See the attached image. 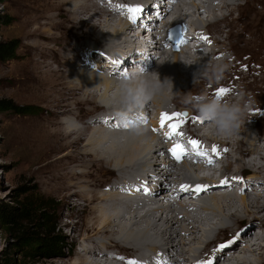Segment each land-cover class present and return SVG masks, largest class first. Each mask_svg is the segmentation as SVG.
<instances>
[{"label":"bare ground","instance_id":"1","mask_svg":"<svg viewBox=\"0 0 264 264\" xmlns=\"http://www.w3.org/2000/svg\"><path fill=\"white\" fill-rule=\"evenodd\" d=\"M143 1L146 6H143V15L140 14L138 18L144 28L147 27V30L150 29L153 32L150 37L144 36V31L139 36L135 35V30L131 27L136 25L139 20L132 23L128 20L129 15L126 21L114 22L112 12H118L117 8L110 7L106 12L107 10L97 6L102 0L98 4L95 0H48V3L42 2L31 6L30 16L27 15L23 22L25 28L30 24L35 25L33 29L29 28L26 31V38L29 40L32 38L31 43L24 45L27 49H31L30 59L32 58L33 62L29 64V73L32 76V78L29 76L31 79L28 83V85L30 84L29 93L36 92L38 95L35 98L40 97L46 103L50 102V99L58 97L62 104L61 110L55 113L59 119L58 123L61 125L58 128L59 132L50 129L51 132H47V134L44 131V136L37 134V138L34 140L40 148L38 153L41 162L38 169H45L46 172L48 170V173L52 174L51 171L61 165L59 171L63 170V174L68 175L70 179H76L78 173L81 175L90 173L89 169H84L82 165L92 168L99 167L98 164H100L101 171L99 173L114 174L115 178L114 181L108 182V185L104 187L105 190L99 189L102 187L101 181L93 184L81 181L78 182L80 190L74 191V188L69 189L73 186L71 182L68 187L64 188L66 193L59 187L57 176H52V187L67 201L72 196L77 197V193L87 196L83 211L90 215L85 218L91 223L84 227L93 229L90 227H93L94 224L97 226L90 236H85L77 244L80 247L73 262L77 264H110V260L103 259L101 256L102 252L105 253L103 247H119L122 257H114L124 260L126 264L133 259L140 260L139 262L143 264L142 255L143 258L152 257V259H148L151 262H147V264H165L164 260L159 261L160 259L157 258L158 251H162V256L166 258L167 264H198L199 261L209 259L214 263L221 256L222 261L218 260L217 264H264V243H262L264 240V143L261 142V140L264 141V137L260 135L253 137L251 129L245 128L241 132L238 131L242 134L241 137H234L233 134H230L225 135L224 141H222L223 139L216 140L221 132L212 123L207 125L209 121L197 122V119L188 115L182 124L187 126L186 132L191 137H199L201 143L211 153L213 145L218 147L219 155L212 153L211 157L212 159L218 157L221 163L219 173L215 176L214 172H204L200 165L193 169L188 168L183 160V157L191 154L187 149L186 154L180 160L172 157L169 152L172 140L175 143L177 141L182 143L185 138H166L164 133L168 131V128L167 126L162 130L159 128L160 114L162 112L173 113L166 107L171 102L167 99L171 96L174 97L177 93L185 92L183 90L185 84L197 72L204 71L206 64L203 62L207 58L202 56L203 61L197 62L195 54L183 52L179 56L175 50L172 59L162 63L161 60L158 61V58L153 59L157 50H152V55L149 54L152 45H148L149 47L144 49L135 43L125 42L123 36L126 34L136 41L150 43L152 42L151 37L159 33V22L164 25L168 20V15L176 16V18L181 17L175 4L170 3L169 0ZM130 2L128 3L130 4ZM190 5L188 9L190 8L191 12H187L184 16L207 13V17H212L211 19L207 18L210 19L209 23L213 25L219 21L227 20L233 11L242 10L238 0H191ZM216 11L220 13L217 14ZM152 16L154 17L152 18ZM195 20L190 19V21ZM208 33L211 35L210 32ZM68 35H70V40L67 38L66 42L69 44L65 46L62 41L69 37ZM93 35L94 37L100 36L103 40L110 42L114 41L113 38L118 40L121 56H125L121 64L122 68L114 67L111 54L104 52L108 51L107 47L99 48L100 51L94 48L88 54L90 63L99 73L85 71L77 64V57L82 54L84 47H96H91V43L95 41ZM208 38L210 43L215 45L210 46L212 59L216 58L219 52L227 50L225 45L216 38ZM95 45H99V43L95 42ZM153 47L156 49L155 46ZM96 54L98 55L97 59H95ZM156 61L158 62L156 63ZM127 62L134 63L146 71L158 73L161 82H164L165 79L167 81L164 82L162 91L152 101L137 110L131 118V120H136L141 114V117H145L146 121L150 123L152 131L133 133L128 129L129 135L121 137L115 136L114 133L107 132L105 129L106 126L116 123L119 118L117 115L119 84L103 75L104 69L100 68V64H104L114 74L116 70L127 71V69H123V67L127 68ZM134 65L129 68L132 69ZM229 94L227 93L221 99H229ZM151 104L157 107H151ZM151 108L155 109V113L152 118H149L148 112ZM66 119H74L79 122L80 126L68 131L65 127ZM53 123L57 122L53 121ZM119 123L123 127L124 123L130 122L128 120L122 122L121 119ZM142 123L146 124V122ZM153 129L159 131V136ZM179 130L184 134V130ZM252 130L254 131V129ZM54 136L59 137L61 145L55 144V141L52 140ZM62 141L65 142L66 147H71V149L65 150L61 155L57 152L64 147ZM259 141L261 143L258 145ZM243 143H246V148H241ZM227 145L228 147H226ZM159 155L163 157L162 160L159 159ZM80 156L88 158L85 162H80L83 168L78 167L77 173L72 164H75V160ZM202 159L199 157L198 161L201 162ZM232 163L236 165V169L233 170L232 180H229L230 174L227 168ZM151 164L155 168L151 169L149 176L155 177L153 180L157 182L153 189L150 187L146 195H151L154 191L157 193L163 188L168 193L164 191L156 194L153 197L152 207L140 215L132 207L134 204L138 206L140 201H143L139 200L134 191L138 181H135L138 176L136 171L140 167H149ZM211 165H215V162ZM246 165L255 173L251 175L249 183L243 182L239 204H236L235 195H227L219 191L224 189L220 182L227 178L228 185L232 186L237 182V179L233 178H238V175L243 172L241 169L247 168ZM103 166L106 169H103ZM200 172L201 174H198ZM97 176L90 181H95ZM186 177L190 178L182 183L181 181ZM180 182L182 185L187 183L189 186L203 183V185H210V189L207 188L196 194V196H201L206 193L209 195L208 199L196 210L188 211L181 203V199L195 191L179 189ZM257 183H261V185L257 187ZM249 186H251L252 193H250ZM252 187H256V191H253ZM119 191L130 194H123ZM131 194L133 198H131ZM172 198L180 208L172 202ZM167 201L169 203L165 205ZM119 202L123 203L121 207H117ZM75 208L76 210L79 208L77 203ZM123 210L131 212H128L127 216ZM69 214L72 215L73 212L69 211ZM94 220L96 221L94 222ZM74 227L76 226L72 224V228ZM255 227L259 229L258 233L251 232ZM206 235L209 236L204 238ZM229 241L231 243H228ZM195 244H198L199 247L202 246L201 250L212 245L209 247L211 252H207L206 255L204 253L205 256L202 257L203 254L201 255V251L197 249L198 245L195 246ZM221 244H227V246L220 248ZM127 248L131 250L126 252ZM147 251H152L153 255H147ZM224 251H226L225 255H223ZM133 252L137 253L139 259L134 257ZM104 255L108 257L109 253ZM169 255H174V257ZM172 258L173 260H171Z\"/></svg>","mask_w":264,"mask_h":264},{"label":"rangeland","instance_id":"2","mask_svg":"<svg viewBox=\"0 0 264 264\" xmlns=\"http://www.w3.org/2000/svg\"><path fill=\"white\" fill-rule=\"evenodd\" d=\"M95 1H97L96 4H98L100 0H95ZM177 1L181 3L182 7L185 10L180 12L181 16H184V14H186L187 12H191L190 8L188 9V7L191 6L190 0L188 2H183L182 0H177ZM42 2L48 3V0H41V1L0 0V41H7L11 39H15L16 41H18V49L16 51V56L13 59L7 61L0 60V99L10 100L14 102L16 105L24 106L30 109L28 113H22V114H18L12 111L0 112V202L15 204L14 201L17 198V193L19 192V189L21 188H30L31 191H34V194L50 198L52 202H54L58 210L57 215L59 216V220H58L59 230H61V232L64 234L67 243L71 244L69 248L71 250L69 251V249L68 250L65 249L63 255L59 257H54L49 259H39L38 261L36 260V264H77L73 262V260L75 259L74 257L76 253L79 251L78 249L80 247L77 244L81 241L82 238H85V236H90L93 230L97 229V226L94 224L93 227H90L93 229H85L84 227L85 225L91 223L85 218L86 216H90V215L85 214L83 211L84 203H86L87 196L84 195L81 196L79 195L80 193H77L78 195L77 197L72 196L69 199V201H67L66 199L62 198L52 187V180H51L52 176L53 175L57 176V179L59 181V187L63 189L62 190L63 192H66L64 188L68 187L69 183L71 182L73 183V186H71V188L69 189L74 188V191L75 190L79 191L80 189L78 182L81 181L84 182L87 181L88 183L91 184L97 181H101L102 187L99 189L105 190L104 187L108 185V182L110 183L111 180L114 181L115 178H114V174L99 173L101 171L100 164H98L99 167H92V168H90L89 166L82 165L84 169L87 170L89 169L90 173L87 175L79 174L78 167L83 168L80 162H85V160H87L88 158L84 156H80L75 160V164H72L74 170H76L75 172L78 173V177L76 179H70L68 175H65V173L63 174V170L59 171L61 165H58L56 169L54 168L53 171H51L52 174L48 173L49 172L48 170L46 172L44 171L45 169H38L41 162V157L39 156L38 153L40 148L38 147V145L34 140L37 138L36 136L37 134H41L42 136H44V131L46 132V134L47 132H51L49 131L50 129L51 130L55 129L56 131H58V128H60L61 125L58 123L59 119L56 117L55 113L57 111H60L61 110L60 107L62 106L60 99H58V97L52 98L50 99V102L46 103L42 101L40 97L35 98V96L38 95L36 94V92L29 93L28 90L30 85V84L28 85V83L31 81L30 77L32 78L31 74L29 73V64L33 62H32V58L30 59L31 49H27L24 45L31 43L30 41H32V38H30V40L26 38V31L29 28L33 29L35 25L30 24L29 27L25 28L23 22L25 20V17H27V15L30 16L29 13L30 7L35 6L38 3H42ZM128 2H130V4ZM238 2L241 4L242 10L233 11L232 12L233 14L231 13V15L228 16L227 20L219 21L214 25L209 23V20L212 17L210 16L207 17V13H201V15L195 14L194 16L193 15L185 16L187 20L196 19L194 22L197 23L198 26L210 32L213 38H216L227 48V50L219 52L217 57L216 58L214 57L213 59L209 49L206 57L207 59H205L203 62L204 64H206L205 66L213 65V64H223L226 65L227 67L223 72L222 78L219 80L205 78V76L202 75L204 71L197 72L193 76V78H191V80L187 84H185V87L183 89L185 92L177 93L175 94L174 97L171 96L170 98L167 99L168 101L171 100V102H169L168 105H166V107H168V109L171 112H175V110L177 111L185 110L188 113V115H190L191 117H200L198 112L193 108L192 101L196 100L195 98L199 97L201 93H207L212 97H218L215 95L217 89L220 87H226L230 89V91L228 92L230 93L229 99L238 98L243 93L247 96H251L252 98H254V101L256 100L250 112L245 117V121L241 124L238 130H236L231 134H233L234 137H241L242 134L239 133L238 131L241 132L245 128L246 129L248 128L251 129V135L253 137L259 135L264 137V13H263L264 0H238ZM104 3L106 4L104 5ZM137 5L139 6L141 5L143 7L144 5L146 6V3L143 0H110V1L102 0V2H100L97 6L100 8H104V10H107L106 12H108L110 7H116L117 8L116 10L118 12H112L114 22H116V21H126V18L128 17L129 13L127 12V9L124 6H137ZM215 13L219 14L220 12L216 11ZM224 13H226L225 10ZM153 17L154 16H152V18ZM2 18L10 19L11 23L9 25L3 24ZM137 19L139 20V18ZM174 19L175 20H173V18L171 19L174 24L176 25L182 24V20H180L178 17L177 20H176V16L174 17ZM160 23L161 22H159L158 26H160ZM131 29H135V25H133ZM68 36L69 37H66L62 41V43L65 46H68L69 44L68 42H66L67 38L68 40H70L69 39L70 35ZM92 37L95 39V41L91 43V47L92 46H96V47H92V48H89L88 46L84 47L82 54L79 57H77V64H79L85 71H91L96 73L95 69L90 63L91 61L89 60V55H88L89 51L94 48H97V51H100L102 48L104 47L106 48L108 44H110L111 42L109 40H103L100 36L94 37L93 35ZM113 40H114L113 42L118 41L117 39L115 40V38H113ZM123 40H125V42L127 43H135V42L139 43L138 40L136 41L134 39L126 40V34L125 36H123ZM95 42H98L99 45H95ZM118 47L119 46L115 48V51H118L119 49ZM153 48L154 47H151L149 50V54L151 55L153 53L151 51L155 50ZM203 52L205 54V51ZM193 54H195V56L197 57L198 59L197 62L203 61L201 59L202 56H200L197 53H193ZM117 57L121 59L123 57V59H125V56L119 55ZM170 59H172V56L170 54L164 56V61L168 62L170 61ZM164 61L162 63H164ZM197 62L195 61V63ZM129 67H131V65L129 62H127V68L123 67V69L124 70L127 69L128 71L130 70ZM100 68L104 69L105 72L103 73V75L105 77L115 81L118 84L123 78L122 75L117 70L116 73L112 74L110 69H106L102 67V65ZM153 106L157 107L151 104V107ZM161 107H165V106H161ZM154 113H155V109L151 108V110L148 112L149 118H152L154 116ZM53 121H56L57 123H53ZM199 121L200 120H197V122ZM149 124L150 123L148 122L144 124L146 128L142 133H147L148 131H152ZM207 125H210V122H208ZM248 125L249 127L251 126L252 128L251 127L249 128ZM186 128H187L186 125H181L179 127V129L184 130V135H189L186 132ZM179 129L178 131H180ZM252 129H254V131ZM180 132L182 133V131ZM156 134L159 136V131H157ZM225 135H230V134L221 133L216 137L218 138L216 140L223 139L222 141H224ZM53 138L54 139L52 140L55 141V144L57 146L61 145V141L59 140L58 136H54ZM173 142L175 141L172 140L171 147L173 146ZM261 142L262 144L264 143L263 140H261ZM261 142L259 141L257 142V144L259 145ZM62 143L64 147L60 148L59 152H57L60 153L61 155L64 153L65 150L71 149V147H66L67 145L64 144L65 143L64 141H62ZM226 147H228V145ZM202 148L206 149L208 155L211 156L212 153L210 152L209 149H207L204 145H202ZM241 148H246V143H243L241 145ZM162 158L163 157L159 155V159L162 160ZM203 160H204L203 163L204 167L209 166L206 164V158H203ZM214 160L217 164H220L218 157H214ZM176 164L180 165L181 163H176ZM232 165L228 167L229 169L227 168V171L230 174L229 180H232L231 176L234 175L233 170L236 169V165L233 166ZM246 166L247 168H242L241 171L243 172L247 171L249 173L248 177L243 181L249 183L250 182L249 179L251 175L255 172L253 169L249 168L248 165ZM187 167L189 168V166ZM103 169L106 168L103 166ZM143 169L144 168L140 167L138 169L139 171L138 170L136 171L137 174ZM199 174H201V172ZM96 176L97 178L95 181H90L93 180ZM153 179H155V177L147 176L146 178L147 184L152 185L151 182L154 181ZM186 180H188L187 177ZM135 181H137V185L134 191L136 193L143 192V189L141 188V180L139 178H136ZM260 185L261 183L256 184L257 187ZM208 186H209L208 189H210V185ZM250 187L251 186H249V190ZM255 188L256 187H252L253 191H256ZM164 189L165 188H163L162 190L160 189L158 193H162L166 191ZM251 191L252 190H250V192ZM119 192L121 193L123 191H119ZM123 194L129 195L130 193L123 192ZM206 196L208 197L209 195L206 194ZM234 199L237 200L236 204H239L238 200L240 199V196L237 195L234 197ZM172 202H174L180 208V206L175 201V199H172ZM76 203L79 206L78 210H76L75 208ZM181 203L184 205V208H187L188 211L191 212L194 211L189 209L186 200L181 199ZM122 204L123 203L119 202L117 207L119 206L121 207ZM146 205H147L146 202L140 201L138 206L134 204L132 207L133 209H135V212L141 215L145 213L144 207ZM71 207L73 208L71 209ZM69 211L73 212V214L70 215ZM123 212L128 216L129 214L128 212L131 211L123 210ZM95 221L96 220H94V222ZM72 224L76 226L74 227L75 229L72 228ZM209 235H206L204 238L208 237ZM12 240L13 237L11 235H7L0 228V262H3L4 257L7 254L8 255L11 254L13 257H18V254L15 253L12 254L8 251ZM87 240L90 241V239ZM197 245L198 244H195V246ZM201 247H199L198 245L197 249L201 251V255L203 254L202 257H204L207 254V252H211V248L209 247H212V245L202 250L200 249ZM103 248L102 249L105 250V253H109V256L108 257L107 255L105 256L104 252L101 253V256H103V259L106 258L108 261L110 260L111 261L110 264H126L124 260L122 259L120 260L117 257H114V256L122 257V253H119L120 251L119 247L118 248L103 247ZM127 250L129 251L131 249L127 248L125 251L128 252ZM159 253L160 252H157L156 255H160ZM133 254L135 255L134 256L135 258L139 259L137 253L133 252ZM149 254L153 255V252L147 251V255ZM225 254L226 251L223 252V255ZM169 256L174 257V255H169ZM143 257L144 256L142 255L141 261L143 262V264H147V262H151V260L148 261V259H152V257L151 258H143ZM171 260H173V258ZM218 260L219 262L220 260L222 261V256L219 257L217 260H215L213 264H217ZM188 261H184V262H188Z\"/></svg>","mask_w":264,"mask_h":264},{"label":"trees","instance_id":"3","mask_svg":"<svg viewBox=\"0 0 264 264\" xmlns=\"http://www.w3.org/2000/svg\"><path fill=\"white\" fill-rule=\"evenodd\" d=\"M2 22L9 25L11 20L2 18ZM17 49L15 39L0 41V60L13 59ZM2 111L22 114L30 109L0 99ZM14 202H0V228L13 237L8 251L18 257L7 254L0 264H36V260L59 257L70 248L71 244L59 230L58 210L50 198L36 195L30 188H21Z\"/></svg>","mask_w":264,"mask_h":264},{"label":"clouds","instance_id":"4","mask_svg":"<svg viewBox=\"0 0 264 264\" xmlns=\"http://www.w3.org/2000/svg\"><path fill=\"white\" fill-rule=\"evenodd\" d=\"M226 67L223 64L208 65L202 75L205 78L219 80ZM164 82H161L159 74L154 71H146L140 66L133 67L119 82L117 115L122 120H130L137 110L152 101L162 91ZM254 102V98L243 93L238 98L232 99H221L201 93L199 99L192 101V106L201 118L212 123L218 131L231 134L245 121ZM79 126V122L74 119L65 120L68 131Z\"/></svg>","mask_w":264,"mask_h":264},{"label":"snow or ice","instance_id":"5","mask_svg":"<svg viewBox=\"0 0 264 264\" xmlns=\"http://www.w3.org/2000/svg\"><path fill=\"white\" fill-rule=\"evenodd\" d=\"M127 9V12L129 13V20L132 23H136L138 16L143 12V7L142 6H124ZM204 40H207V37H201ZM186 43L185 38L183 37L182 39H180L177 44H176V48L179 49L180 45ZM114 64L118 63V61H113ZM123 76L127 75V71H123L121 73ZM230 91V89L226 88V87H220L217 89L215 95L218 97H223L225 96L228 92ZM195 99H199V97H196ZM259 111V110H257ZM188 116L187 112H173V113H167V112H162L160 114V121H159V128L162 130L165 128V126H167L168 131H166L164 133L166 138H173V137H179V136H183V133L179 132L178 129L179 127L185 122V119ZM142 122H147L145 117H140L139 118ZM193 119H197L200 120L201 122H204L206 120H204L201 117H193ZM119 127V125H117ZM131 124L130 123H124L123 127L128 128L130 127ZM153 131H157V129H153ZM188 143L191 145L192 147V151L195 155L201 157V158H206L207 162L209 164L214 163L213 159L211 156L208 155L207 150L203 149L201 147V142L197 139H190L188 141ZM170 154L176 159V160H180L187 152L185 146L183 143H181L180 141H177L170 149H169ZM212 153L215 155H219V150L218 147L216 145L212 146ZM233 179H237V178H233ZM221 185H226L228 184V179L225 178L224 180H222ZM208 185H203V184H197L195 185L194 188H192L189 185H181V189L184 191H195L196 193H200L201 191H204L208 188ZM243 191V189H242ZM228 243H231V241H229ZM227 244H221L219 245L220 248H224L226 247ZM128 264H141V262L137 261V260H129ZM198 264H213V261L211 259L206 260V261H199Z\"/></svg>","mask_w":264,"mask_h":264}]
</instances>
